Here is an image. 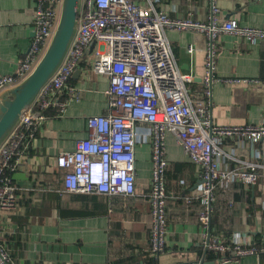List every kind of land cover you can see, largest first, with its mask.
<instances>
[{
	"label": "crops",
	"instance_id": "1",
	"mask_svg": "<svg viewBox=\"0 0 264 264\" xmlns=\"http://www.w3.org/2000/svg\"><path fill=\"white\" fill-rule=\"evenodd\" d=\"M166 8L172 19L208 22L209 0H135ZM223 18L239 25L264 29V0H215ZM35 0H0V77L13 75L28 52L33 38ZM167 39L181 71L193 75L190 95L201 98L204 91L206 49L209 39L193 31L167 30ZM194 54L188 52L189 47ZM93 56L87 52L73 73L69 86L77 99L69 100L66 114L41 127L23 165L14 174L21 197L20 210L0 224L3 242L16 264H220L230 252L218 254L205 246L207 232L199 221V167L172 135L167 137L166 191L167 236L165 253L150 255V193L152 149L149 143L136 148L137 195L121 197L69 194L64 191V172L55 159L74 151L88 136L90 117L105 115L109 78L96 74ZM80 70V72H78ZM216 80H249L257 83L212 87L211 118L216 126L243 127L264 124V42L252 44L235 35H220L215 42ZM8 90V89H7ZM6 90V91H7ZM0 94V97L6 92ZM226 146L235 148L234 142ZM241 159L252 160L250 151L237 149ZM230 168H234L230 162ZM229 192L218 188L213 203L210 230L227 247L235 237L248 245H264V181L253 187L234 182ZM191 199V200H190ZM229 201L234 204L231 207ZM233 264H264V255L240 258Z\"/></svg>",
	"mask_w": 264,
	"mask_h": 264
},
{
	"label": "built area",
	"instance_id": "2",
	"mask_svg": "<svg viewBox=\"0 0 264 264\" xmlns=\"http://www.w3.org/2000/svg\"><path fill=\"white\" fill-rule=\"evenodd\" d=\"M208 22L172 19L166 8L135 0H80L75 37L52 78L16 127L0 145V224L21 208V197L13 176L21 166L37 131L50 119L62 118L69 100L77 99L69 86L87 52L93 56L92 70L109 78L108 109L90 117L88 136L74 151L61 152L55 166L64 172V191L69 194L121 197L137 195L136 148L149 143L152 149L150 193V255L165 253L167 236L166 191L167 137L172 135L190 161L199 167L200 223L207 232L205 246L218 254L230 252L220 264H233L242 257L264 255V245H248L235 237L227 247L210 230L213 203L218 188L229 192L231 183L253 187L264 181V124L243 127L216 126L211 118L212 87L250 83L249 80H216L215 42L223 34L235 35L252 44L264 42V29L239 25L223 18L215 0H209ZM33 38L28 52L13 75L0 77V94L20 85L46 54L61 17L62 0H35ZM167 30L193 31L209 39L206 49L204 91L201 98L190 95L193 75L181 71L167 39ZM190 54L195 53L189 47ZM253 83H257L254 81ZM234 142L235 148L226 146ZM250 151L252 160L241 159L236 150ZM233 162L234 168H230ZM191 200V199H190ZM233 201H229L232 207ZM0 233V264H16Z\"/></svg>",
	"mask_w": 264,
	"mask_h": 264
},
{
	"label": "water",
	"instance_id": "3",
	"mask_svg": "<svg viewBox=\"0 0 264 264\" xmlns=\"http://www.w3.org/2000/svg\"><path fill=\"white\" fill-rule=\"evenodd\" d=\"M79 10L80 0H64L59 25L46 54L24 82L0 97V145L62 64L76 34Z\"/></svg>",
	"mask_w": 264,
	"mask_h": 264
},
{
	"label": "rangeland",
	"instance_id": "4",
	"mask_svg": "<svg viewBox=\"0 0 264 264\" xmlns=\"http://www.w3.org/2000/svg\"><path fill=\"white\" fill-rule=\"evenodd\" d=\"M63 2H64V0H62V7H63ZM62 7H61V9H62ZM62 12V11H61Z\"/></svg>",
	"mask_w": 264,
	"mask_h": 264
}]
</instances>
